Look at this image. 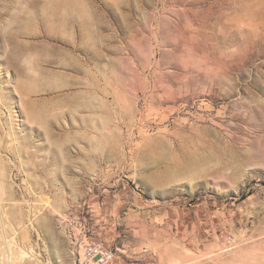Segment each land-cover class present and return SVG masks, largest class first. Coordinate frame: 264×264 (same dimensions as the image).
<instances>
[{"label":"rangeland","instance_id":"1","mask_svg":"<svg viewBox=\"0 0 264 264\" xmlns=\"http://www.w3.org/2000/svg\"><path fill=\"white\" fill-rule=\"evenodd\" d=\"M0 146V264H264V0H0Z\"/></svg>","mask_w":264,"mask_h":264},{"label":"built area","instance_id":"2","mask_svg":"<svg viewBox=\"0 0 264 264\" xmlns=\"http://www.w3.org/2000/svg\"><path fill=\"white\" fill-rule=\"evenodd\" d=\"M89 211L93 214H89ZM95 217L99 219L100 214H95L93 210L86 211L83 206L79 211L62 215L58 220L64 237L73 248V264H119L116 249L94 232V226H88V219Z\"/></svg>","mask_w":264,"mask_h":264},{"label":"crops","instance_id":"3","mask_svg":"<svg viewBox=\"0 0 264 264\" xmlns=\"http://www.w3.org/2000/svg\"><path fill=\"white\" fill-rule=\"evenodd\" d=\"M117 203H115L114 205H112V209L111 212L113 211V213H108L109 216H107L106 218H104V227L99 228L100 233L104 236H106L107 233L112 232V229L110 228V226H114L115 225V214H114V207ZM117 206V205H116ZM100 214V213H99ZM104 215V214H103ZM102 214H100L101 219H103ZM119 256L122 258L121 262H119V264H135L132 263V261H142L144 259L147 258V254H145V252H141L139 249H128V248H119Z\"/></svg>","mask_w":264,"mask_h":264},{"label":"bare ground","instance_id":"4","mask_svg":"<svg viewBox=\"0 0 264 264\" xmlns=\"http://www.w3.org/2000/svg\"><path fill=\"white\" fill-rule=\"evenodd\" d=\"M4 124V123H3ZM6 126V125H5ZM4 129V128H3ZM1 147V146H0ZM1 167V166H0ZM25 255V254H24ZM9 264V263H8Z\"/></svg>","mask_w":264,"mask_h":264}]
</instances>
